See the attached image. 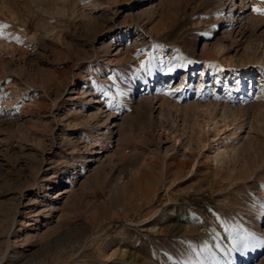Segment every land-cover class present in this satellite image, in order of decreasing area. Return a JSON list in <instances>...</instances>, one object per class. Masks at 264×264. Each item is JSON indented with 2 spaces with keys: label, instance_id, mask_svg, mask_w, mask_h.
Wrapping results in <instances>:
<instances>
[{
  "label": "rangeland",
  "instance_id": "374dc122",
  "mask_svg": "<svg viewBox=\"0 0 264 264\" xmlns=\"http://www.w3.org/2000/svg\"><path fill=\"white\" fill-rule=\"evenodd\" d=\"M253 6L0 0V264H264Z\"/></svg>",
  "mask_w": 264,
  "mask_h": 264
},
{
  "label": "snow or ice",
  "instance_id": "6c2138e0",
  "mask_svg": "<svg viewBox=\"0 0 264 264\" xmlns=\"http://www.w3.org/2000/svg\"><path fill=\"white\" fill-rule=\"evenodd\" d=\"M261 3H264V0H261ZM253 11L256 12L257 14L264 15V7L253 6ZM8 27H9V25H7V24H0V38H5V39L14 38L17 41H19V37H11L10 34H7L3 31L4 29H6ZM169 71H172V69L169 68ZM105 95H107V93H105Z\"/></svg>",
  "mask_w": 264,
  "mask_h": 264
},
{
  "label": "bare ground",
  "instance_id": "6f19581e",
  "mask_svg": "<svg viewBox=\"0 0 264 264\" xmlns=\"http://www.w3.org/2000/svg\"><path fill=\"white\" fill-rule=\"evenodd\" d=\"M228 18H229V21H230V20H231L230 16H228ZM231 21H232V20H231ZM227 22H228V21H227ZM217 76H220V74H218ZM206 110H207V109H206ZM227 110H228V109H227ZM227 110L223 109L222 112L220 113V114H221V117L224 118V119H226V118L228 117V115L226 116V114H227V112H228ZM204 111H205V110H204ZM229 112H230V111H229ZM237 120H238V118H237ZM234 121H236V118L233 119V122H234ZM233 122H232V123H233ZM238 122H239V121H238ZM241 127H242V124L239 123V124H238V128H237L236 131L238 132L239 130H241V129H242ZM232 135H236V132H234ZM235 144H236V143H235ZM236 147H237L236 145H234L233 147L230 146V147H229V148H230V151H231V150H232V151H235V148H236ZM237 150H238V149H237Z\"/></svg>",
  "mask_w": 264,
  "mask_h": 264
}]
</instances>
